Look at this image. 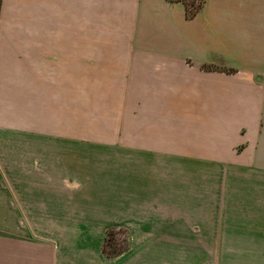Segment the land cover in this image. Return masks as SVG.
Returning <instances> with one entry per match:
<instances>
[{
  "label": "crops",
  "instance_id": "1",
  "mask_svg": "<svg viewBox=\"0 0 264 264\" xmlns=\"http://www.w3.org/2000/svg\"><path fill=\"white\" fill-rule=\"evenodd\" d=\"M222 197L264 264V0H0V264H190Z\"/></svg>",
  "mask_w": 264,
  "mask_h": 264
},
{
  "label": "rangeland",
  "instance_id": "2",
  "mask_svg": "<svg viewBox=\"0 0 264 264\" xmlns=\"http://www.w3.org/2000/svg\"><path fill=\"white\" fill-rule=\"evenodd\" d=\"M198 1L199 0H196V2ZM95 32H97L96 27ZM79 94H83V96L81 98L79 97L78 129L108 128L109 115L103 112V107L96 105V101L93 106H87L84 91H79ZM205 198V212L213 213L215 208L217 209V207H214V199L216 201L220 197ZM222 198V202L220 201L221 205H223L222 209H227L222 212V217H210L207 214L206 217L201 219L203 223V232L194 235L191 234L189 237L191 249L184 251L183 256L185 257V253H187L190 264H235L237 260L243 258L260 257V255H255V253L261 254V251L230 250L229 248H224L228 246V244H224V242L230 241L233 236L230 231L231 227L234 225V219L232 220L229 216H224V214H229L231 207L230 197ZM127 235L128 233L123 228H115L110 236L106 235L105 248L107 252L123 250L128 245ZM217 241H223L222 249L215 248Z\"/></svg>",
  "mask_w": 264,
  "mask_h": 264
},
{
  "label": "trees",
  "instance_id": "3",
  "mask_svg": "<svg viewBox=\"0 0 264 264\" xmlns=\"http://www.w3.org/2000/svg\"><path fill=\"white\" fill-rule=\"evenodd\" d=\"M182 1L185 4L186 14L188 17H193L203 7L204 2H205V0H199L198 2H196V0H182ZM203 67L204 68H212V66L207 65V64H204ZM113 230H114V228L109 229L107 232V235L110 236V234L112 233ZM106 238H107V236H106ZM106 238H105V241H106ZM127 239H129L128 235H127ZM105 241L103 244V251L105 252V254H107L110 257L116 256L128 248V245H127L123 250H119V251L114 250L112 252H107V250L105 248Z\"/></svg>",
  "mask_w": 264,
  "mask_h": 264
}]
</instances>
